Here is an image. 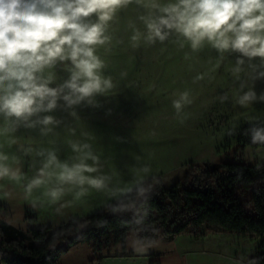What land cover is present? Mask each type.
I'll return each mask as SVG.
<instances>
[{"label":"rangeland","instance_id":"obj_1","mask_svg":"<svg viewBox=\"0 0 264 264\" xmlns=\"http://www.w3.org/2000/svg\"><path fill=\"white\" fill-rule=\"evenodd\" d=\"M159 2L167 3L169 0ZM148 11V8L133 2L120 9L109 22L107 34L111 41L97 46L96 54L105 61L104 74L113 78L116 87L96 97L97 107L87 103L74 106L72 110L76 111L78 118L70 115L72 110L63 107L42 114L61 120V124L48 136H41L37 131L39 128L28 133L23 126L12 134L16 138L15 144H9L7 137L0 136V145L3 146L0 150L9 156L19 155V161L23 160L24 184L35 175L41 158L34 154L25 155L22 147L39 148L44 143L57 151L61 161L71 162L74 153L69 140L92 145L94 154L99 157V171L90 175L109 178L106 187L102 188L104 190L117 186L120 189L125 184L133 189L150 180L168 186L190 176L191 165L204 166L232 160L264 163V146L246 144V136L242 132L246 126H264V101L257 99L243 107L236 102L242 94L241 82L243 91L254 90L257 97L264 94V77L259 76L264 68L259 67V58L252 62L257 66L255 69L249 67L246 59L243 71L234 74L238 54L225 53L220 58L217 51L207 44L200 51L193 52L182 38L184 47L181 48L176 36L163 44L158 41L146 43L142 36L138 46L134 47L131 40L134 29L146 35L147 30L139 17L147 15ZM51 71L55 76L51 87L68 79L69 73L63 63H58ZM121 73L127 75L121 76ZM198 74H203L204 79L194 80ZM183 91L190 92L192 103L185 106L181 123L172 107V100L177 98L175 94ZM224 95L228 99L221 102L220 97ZM59 104L62 105L63 101ZM3 124L0 117V126ZM69 129H75V135ZM18 166L22 170V165ZM6 180L0 181V186L6 185ZM47 184L45 190L33 191L34 194L25 199L14 195L6 199L8 203L0 202L8 210L2 214L0 209V217L25 232L29 228L66 222L59 218L87 207L89 198H85V192L78 195L81 189L74 197L69 194L79 186L64 185L63 195L53 201L47 193L57 186L56 182L53 180ZM65 209L67 213H64ZM78 213L82 214L81 211ZM32 218L36 220L31 221ZM197 243L210 245L217 257L216 264H260L264 255V246L260 247L261 241L256 235L237 236L211 230L199 237L183 235L175 241L172 249L161 241L153 249H145L137 244L134 234L127 238L125 249L115 244L95 256L88 244L78 243L61 255L57 264H87L92 256L98 257L99 261L106 257L129 256L139 257L145 264L149 260L161 263V255L176 251L185 255L186 250ZM150 250L153 251L149 254Z\"/></svg>","mask_w":264,"mask_h":264},{"label":"clouds","instance_id":"obj_2","mask_svg":"<svg viewBox=\"0 0 264 264\" xmlns=\"http://www.w3.org/2000/svg\"><path fill=\"white\" fill-rule=\"evenodd\" d=\"M133 2L149 9L147 15L139 17L146 35L134 29L131 36L134 47L142 36L149 44L157 41L163 44L176 36L181 48L184 47L182 38L193 52L207 44L220 58L225 53L238 54L234 74L243 71L246 59L249 67L255 69L257 66L252 62L259 58V67L264 68V0H169L167 3L159 0L147 3L145 0H0V117L4 120L0 136L15 144L12 134L21 126L39 128L41 136H48L61 120L42 114L52 113L58 107L72 110L81 103L98 106L96 97L105 95L116 85L110 75L104 74L106 63L96 54L97 46L110 43L109 22L120 9ZM58 63L64 64L69 76L63 83L51 87L55 80L51 70ZM259 76L264 77V71ZM203 79V74L194 78ZM240 89L242 94L236 101L240 106L257 99L264 101V94L257 97L254 90L243 91V82ZM175 95L172 107L183 123V110L192 103L190 92ZM227 99V95L220 97L221 102ZM70 115L78 118L75 110ZM69 131L75 135V129ZM251 133L253 144H264V128H253ZM68 144L74 153L71 162L61 161L54 148H21L25 155L41 158L40 166L26 185L27 193L53 180L57 186L47 193L53 201L63 195L64 185L79 186L78 195L86 191L83 188L86 184L95 189L106 187L108 177L90 175L99 171V157L92 145L79 140H69ZM19 163L16 156L10 157L0 150V181L24 180L25 173ZM139 192L142 194L144 188ZM116 210L119 209L113 208Z\"/></svg>","mask_w":264,"mask_h":264},{"label":"trees","instance_id":"obj_3","mask_svg":"<svg viewBox=\"0 0 264 264\" xmlns=\"http://www.w3.org/2000/svg\"><path fill=\"white\" fill-rule=\"evenodd\" d=\"M253 128L264 126H246V144L264 146L251 142ZM190 167L191 175L182 180L168 186L150 180L85 217L58 225L24 232L0 217V264H57L78 243L88 244L95 256L115 244L125 249L130 234L145 247L183 234L199 237L222 230L256 235L264 246V163L232 160Z\"/></svg>","mask_w":264,"mask_h":264},{"label":"crops","instance_id":"obj_4","mask_svg":"<svg viewBox=\"0 0 264 264\" xmlns=\"http://www.w3.org/2000/svg\"><path fill=\"white\" fill-rule=\"evenodd\" d=\"M27 129L28 128H26V130ZM21 130H23V129H21ZM33 130L34 129H28L27 132L28 133L33 132ZM37 131H39V130H37ZM36 146H38V145H36ZM43 147L49 148L48 145H46L44 143H43ZM17 158L19 159L20 156L18 155ZM20 161L21 162L19 164L22 165V171H23V170H25L23 160H20ZM8 181L9 180L7 179L6 185L4 183L0 186V202H2V203H8L9 201H7L6 199L11 197V196H14V195L17 197H21L20 199H22V198L25 199L26 197H28V195L34 194L33 191L34 192L40 191L41 189L45 190V188H44L45 185H41L38 188H34L32 190V192L29 194L25 190L27 184H24L23 180L20 182H15V181L8 182ZM117 182H119V181H117ZM46 187H48V184L46 185ZM83 188L86 190V191H84L85 195H86L85 198H89V201L86 202L87 207L85 209L82 208L79 210L82 212V214H79L78 213L79 211L77 213L68 212V214L65 218H59V220L68 221V220H70L72 218H76V217H80V218L85 217V216L89 215L90 213L105 207L108 203L116 200L122 194H124L127 191L132 189V188L131 189L128 188L127 184H125L123 186V188H120V189H118V186L115 188L111 187L108 190L92 189V188H88V186L83 187ZM80 189H81L80 187L76 188L74 190V192L71 191L69 194L73 195V197H74V196H76V193L79 192L78 190H80ZM109 190H113V191L110 192ZM114 190L116 192H114ZM5 196H6V198H5ZM88 206L92 207V209L89 210ZM64 213H67L66 209H65ZM183 235H188V234H183ZM183 235H180V236H178V237H176L170 241H162L161 240V243L169 244L171 249H172V245H175V241ZM159 242H160V240L151 246H145L146 247L145 249H148V248L153 249V247H156ZM141 247H143V246H141ZM190 247H192V248H190ZM190 247H189V250H186L185 255H181L180 253H178V251L170 253V254L161 255V259H160L161 263L159 262V264H216L217 257H215V254L213 252L214 250L211 249L210 245L209 246H202V245H199L197 243L195 246L193 245ZM152 251L153 250H150L149 254L152 253ZM174 251H175V249H174ZM92 257L87 262V264H145L139 257H137V258L136 257H129V256L106 257L100 261L98 260V257L96 259H93ZM150 261L151 260H149L146 264H150Z\"/></svg>","mask_w":264,"mask_h":264}]
</instances>
